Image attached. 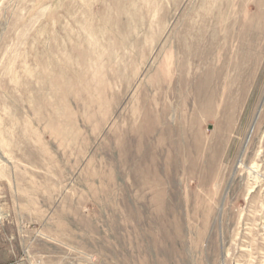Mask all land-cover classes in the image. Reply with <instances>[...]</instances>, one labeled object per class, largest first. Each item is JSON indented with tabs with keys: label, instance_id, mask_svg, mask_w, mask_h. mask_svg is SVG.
Here are the masks:
<instances>
[{
	"label": "rangeland",
	"instance_id": "1",
	"mask_svg": "<svg viewBox=\"0 0 264 264\" xmlns=\"http://www.w3.org/2000/svg\"><path fill=\"white\" fill-rule=\"evenodd\" d=\"M0 264H264V0H0Z\"/></svg>",
	"mask_w": 264,
	"mask_h": 264
}]
</instances>
